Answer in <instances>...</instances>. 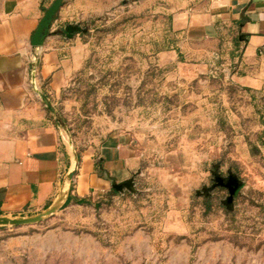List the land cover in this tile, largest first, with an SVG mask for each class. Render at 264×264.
Listing matches in <instances>:
<instances>
[{
    "label": "rangeland",
    "instance_id": "1",
    "mask_svg": "<svg viewBox=\"0 0 264 264\" xmlns=\"http://www.w3.org/2000/svg\"><path fill=\"white\" fill-rule=\"evenodd\" d=\"M110 1L79 23L85 62L50 114L79 159L120 139L134 170L40 224L1 227L0 264H264V82L233 37L175 30L177 0Z\"/></svg>",
    "mask_w": 264,
    "mask_h": 264
},
{
    "label": "crops",
    "instance_id": "2",
    "mask_svg": "<svg viewBox=\"0 0 264 264\" xmlns=\"http://www.w3.org/2000/svg\"><path fill=\"white\" fill-rule=\"evenodd\" d=\"M53 2L0 0V216L28 217L44 211L75 166L63 131L39 94L54 106L84 65L81 38L68 40L65 26L105 13L111 1L67 0L43 48L34 49L31 40ZM174 11V29L191 42L233 37L246 75L257 84L264 82V0H177ZM36 52L38 92L31 83ZM120 142L110 139L100 150L80 154L69 187L71 203L100 197L113 178L121 180L133 172L131 151Z\"/></svg>",
    "mask_w": 264,
    "mask_h": 264
},
{
    "label": "water",
    "instance_id": "3",
    "mask_svg": "<svg viewBox=\"0 0 264 264\" xmlns=\"http://www.w3.org/2000/svg\"><path fill=\"white\" fill-rule=\"evenodd\" d=\"M67 0H54V2L50 5L49 8L45 11L44 17L42 18L38 29L36 30L32 40H31V46L34 49H41L44 46V43L49 36L52 24L54 22L55 17L60 12V10L63 8ZM66 38L68 40H71L75 37L76 34H85L87 32V29L81 26V24H68L64 28ZM41 100L45 104L46 108L51 112L55 113V107L53 104L48 100V98L43 94H39ZM75 158V166L74 169L68 173L65 179V184L63 189L61 190L60 194L57 196L56 200L44 211L28 216V217H17V218H10L5 216H0V228L1 227H29V226H35L37 224L42 223L46 219L53 216L55 213H57L61 208H63L68 200H69V187L72 184L75 176L78 172V156H76L74 153ZM223 179H220V186L227 187L229 189V197L228 202L232 203L237 190L239 188L238 181L230 176L228 178V184H224L222 182ZM230 183V184H229ZM133 186V180L129 179L121 183H117L116 181H113L112 187L114 190L118 192H124L125 189L131 190Z\"/></svg>",
    "mask_w": 264,
    "mask_h": 264
},
{
    "label": "built area",
    "instance_id": "4",
    "mask_svg": "<svg viewBox=\"0 0 264 264\" xmlns=\"http://www.w3.org/2000/svg\"><path fill=\"white\" fill-rule=\"evenodd\" d=\"M39 59H40L39 52H36V54L32 56V63L34 65V68L32 70V80H31L32 87L36 92L39 91V80L37 79Z\"/></svg>",
    "mask_w": 264,
    "mask_h": 264
},
{
    "label": "trees",
    "instance_id": "5",
    "mask_svg": "<svg viewBox=\"0 0 264 264\" xmlns=\"http://www.w3.org/2000/svg\"><path fill=\"white\" fill-rule=\"evenodd\" d=\"M44 11H46V10H44ZM72 199H73V198H71V197L69 198V200H68V202H67V204H66L67 206L71 203ZM75 202L78 203V204H83V203L86 202V200H85V199H81V200H77V199H76Z\"/></svg>",
    "mask_w": 264,
    "mask_h": 264
},
{
    "label": "flooded vegetation",
    "instance_id": "6",
    "mask_svg": "<svg viewBox=\"0 0 264 264\" xmlns=\"http://www.w3.org/2000/svg\"><path fill=\"white\" fill-rule=\"evenodd\" d=\"M228 182H229V181H228V179H227V180L224 181V184H228ZM229 184H230V183H229ZM238 184H239V183H238Z\"/></svg>",
    "mask_w": 264,
    "mask_h": 264
}]
</instances>
